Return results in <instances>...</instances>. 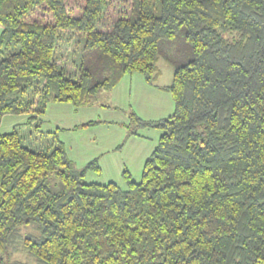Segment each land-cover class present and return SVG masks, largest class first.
<instances>
[{
    "label": "trees",
    "instance_id": "trees-1",
    "mask_svg": "<svg viewBox=\"0 0 264 264\" xmlns=\"http://www.w3.org/2000/svg\"><path fill=\"white\" fill-rule=\"evenodd\" d=\"M109 1L0 0V124L27 114L0 133V264H264V0H123L104 29ZM160 58L175 109L130 115L162 132L141 179L87 182L48 103L153 84Z\"/></svg>",
    "mask_w": 264,
    "mask_h": 264
},
{
    "label": "rangeland",
    "instance_id": "rangeland-1",
    "mask_svg": "<svg viewBox=\"0 0 264 264\" xmlns=\"http://www.w3.org/2000/svg\"><path fill=\"white\" fill-rule=\"evenodd\" d=\"M122 1H109L101 20V25L104 29L121 15L120 10L123 9ZM179 43L186 49L188 48L186 43L183 42L182 36L179 37ZM60 52L64 54L65 57L61 56V58L66 59L65 62L70 68L69 70L75 73L76 64L71 61V58L66 57L67 54L65 55L63 49ZM158 68L160 77L155 83L150 84L145 81L146 83H142V85H127L125 89L126 96L129 91L131 93V97H127L128 99L125 97L116 99L114 97L112 92H114L116 85L112 91L107 92L104 90L100 92L97 101L92 105L76 107L72 103L67 102L50 101L48 103L45 114V119L49 120L48 126L55 129V124L61 126L60 128L73 127L75 124L72 128L74 130L71 132L64 128L58 129L60 137L66 138L64 142L65 149L77 164L75 165L81 169L92 160L98 158L100 170L90 169L85 178L87 182H95L96 180L108 182L111 179H115L121 187L125 188L127 186L123 175L125 170L131 172L134 180L139 181L141 179L145 161L158 144L162 132L160 129L152 127L138 129L132 124V129H138L139 133L138 135H131L127 128V125L132 123L130 115L135 112L142 119L158 120L161 119L159 116L162 113L164 115L159 104L164 103L165 110L171 105L175 108L171 92L158 85H169L171 83L173 67L163 58H160ZM131 74L133 76L135 74L141 75L140 73L127 75ZM140 98L149 100L146 103H141ZM115 100H117V104ZM162 118H165V116ZM89 121H97V123L89 127L83 126ZM77 123L80 124L77 125ZM10 130L8 119H5L0 125V133ZM40 130L47 131L46 126L42 124ZM86 152H88V155L82 160ZM147 154L148 156H146ZM90 155H96V157L87 162Z\"/></svg>",
    "mask_w": 264,
    "mask_h": 264
},
{
    "label": "crops",
    "instance_id": "crops-1",
    "mask_svg": "<svg viewBox=\"0 0 264 264\" xmlns=\"http://www.w3.org/2000/svg\"><path fill=\"white\" fill-rule=\"evenodd\" d=\"M1 32H2V25H1V23H0V36H1ZM143 81V82H142ZM142 83H146L145 82V80H144V78H143V76L142 75H139V74H135V76H133V74H131V75H126L125 77H123V79L120 81V83L115 87V89H114V92H112L113 93V95H114V97L116 98V99H121V98H123V97H125V98H127V97H131V93H130V91L127 93V96H126V92H125V89L127 88V85L128 84H130V85H133V84H138V85H142ZM160 87H165V86H167V85H160V84H158ZM110 91H112V90H110ZM118 91H120L119 93H118ZM108 92V91H107ZM124 98V99H125ZM128 99V98H127ZM151 99V98H150ZM140 100V102L141 103H146L149 99H146V98H140L139 99ZM116 102V104H117V100H115ZM159 106H160V108H161V110L164 112V115H163V113L159 116L160 118H162L163 116H169V115H171L173 112H174V106L173 105H171V106H169L166 110L164 109L165 108V104L164 103H161V104H159ZM47 107H48V105H47ZM46 110H47V108H46ZM46 114V112L44 113V115H43V121H42V124H43V126H46V132H48L49 133V135H50V137H54V133L55 132H57L58 133V129H65V130H67V131H69V132H71V131H73L74 129H72L74 126H75V124H74V126L73 127H71V126H69V127H63V128H60L61 126H58L57 124H55L56 125V128L54 129V128H52L51 126H48V121L49 120H46L45 119V115ZM163 115V116H162ZM5 119H8V126L11 128V130L10 131H12L13 129H14V127H16V126H20V125H22V124H24L25 122H26V120H27V114H24V113H22V114H7V115H5L4 117H3V120H2V122L5 120ZM157 119V118H156ZM46 120V121H45ZM1 122V123H2ZM44 122H45V124H44ZM78 124H80V123H77V125ZM1 125V124H0ZM111 125V124H110ZM10 131H8V132H10ZM61 131V130H60ZM59 131V132H60ZM6 133V132H5ZM60 133H58V137L62 140V142L64 143L65 141H66V138L64 137V138H62V137H60V135H59ZM161 136V135H160ZM65 144V143H64ZM157 146V145H156ZM155 146V147H156ZM155 149V148H154ZM68 154V153H67ZM149 154V153H148ZM148 154L146 155V156H148ZM69 155V154H68ZM87 155H88V152H86L85 153V155H84V157H82V160H84L86 157H87ZM69 157H70V155H69ZM94 157H96V155H90V156H88V160H87V162L88 161H90V160H92ZM71 158V157H70ZM72 160H73V158H71ZM73 162L75 163V161L73 160ZM76 164V163H75ZM77 165V164H76ZM110 181H114V182H116V183H119L118 181H116L115 179H111ZM110 181H108V182H110ZM95 182H98V183H108V182H105V181H95Z\"/></svg>",
    "mask_w": 264,
    "mask_h": 264
}]
</instances>
